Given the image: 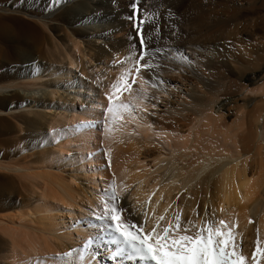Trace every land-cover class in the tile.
Listing matches in <instances>:
<instances>
[{"label":"bare ground","instance_id":"obj_1","mask_svg":"<svg viewBox=\"0 0 264 264\" xmlns=\"http://www.w3.org/2000/svg\"><path fill=\"white\" fill-rule=\"evenodd\" d=\"M132 3L0 0V264H118L94 218L113 182L146 230L222 219L249 260L264 248V76L245 82L264 69V0H140L154 67L114 98L131 108L77 131L140 47Z\"/></svg>","mask_w":264,"mask_h":264},{"label":"snow or ice","instance_id":"obj_2","mask_svg":"<svg viewBox=\"0 0 264 264\" xmlns=\"http://www.w3.org/2000/svg\"><path fill=\"white\" fill-rule=\"evenodd\" d=\"M63 2V0H61ZM140 0H133L130 5L132 15L126 17L132 22L136 36L139 38V49L135 44L131 45L130 53L127 57L129 65L121 78L111 86V92L107 95L109 106L104 109V119L98 122L81 123L77 126V131L100 127L103 130L108 114H112L115 121L121 114V110H127L132 105L123 101L114 102L124 91H129L134 79L129 81L133 73H139L141 67L153 69L151 59H145V55L152 57L160 49L147 48L144 34V19L138 5ZM131 39H136L132 37ZM143 61V64H141ZM111 203H105L99 212H94L95 221L101 232V238L106 234L111 239L106 241L110 245H115V250L109 249V259L118 264H125V261H140L142 264H264V248H261L260 241L249 260L239 248L235 240V233L231 226L224 220L213 222L205 220L203 225L194 224L191 220L181 227V217L175 216V222H168L161 226V216L157 219L155 227L146 230L147 213L144 214L143 223L137 224L126 219L123 213L126 211L119 206V198L116 193L115 183L110 186ZM207 215V212H206ZM195 229V230H194ZM90 247L77 249L78 253L92 251L91 245L95 243V238L90 237ZM73 253H66L64 257L72 256ZM81 264H95L93 256L87 255Z\"/></svg>","mask_w":264,"mask_h":264},{"label":"rangeland","instance_id":"obj_3","mask_svg":"<svg viewBox=\"0 0 264 264\" xmlns=\"http://www.w3.org/2000/svg\"><path fill=\"white\" fill-rule=\"evenodd\" d=\"M262 76H264V69L258 71L257 73L248 75L247 79H245V82L247 84L253 86V85L256 84V82L258 83L261 80ZM232 101H233L232 98H228V99H226L225 101L222 102V105L224 106V108L226 107L225 111L227 109V106H229V105L231 106L232 105Z\"/></svg>","mask_w":264,"mask_h":264}]
</instances>
